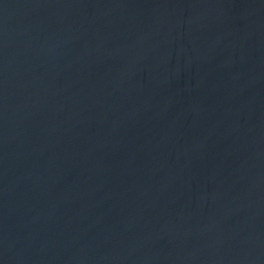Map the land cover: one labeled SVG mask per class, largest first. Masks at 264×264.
I'll list each match as a JSON object with an SVG mask.
<instances>
[{
	"label": "water",
	"instance_id": "95a60500",
	"mask_svg": "<svg viewBox=\"0 0 264 264\" xmlns=\"http://www.w3.org/2000/svg\"><path fill=\"white\" fill-rule=\"evenodd\" d=\"M0 264H264V0H0Z\"/></svg>",
	"mask_w": 264,
	"mask_h": 264
}]
</instances>
